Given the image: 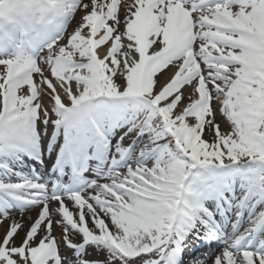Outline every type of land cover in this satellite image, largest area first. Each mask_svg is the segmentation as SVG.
Instances as JSON below:
<instances>
[{"label": "snow or ice", "instance_id": "snow-or-ice-1", "mask_svg": "<svg viewBox=\"0 0 264 264\" xmlns=\"http://www.w3.org/2000/svg\"><path fill=\"white\" fill-rule=\"evenodd\" d=\"M72 8L73 31L40 60L0 59V140L69 99L135 97L147 159L48 199L0 183L31 202L7 197L0 264H264V219L221 246L203 205L233 203L212 190L222 172L264 165V0H62L58 16Z\"/></svg>", "mask_w": 264, "mask_h": 264}, {"label": "rangeland", "instance_id": "rangeland-1", "mask_svg": "<svg viewBox=\"0 0 264 264\" xmlns=\"http://www.w3.org/2000/svg\"><path fill=\"white\" fill-rule=\"evenodd\" d=\"M74 11L75 9L72 8L69 11L61 12L59 16L56 17V20L52 23V25H41L31 19L18 21L13 24H0V59H28L32 61L40 60L44 52L46 51L47 46L56 39L57 35H59L62 39L65 30H67L68 32L73 31L76 22H78L80 18L77 14L73 19L72 13ZM17 23L21 24L22 27L20 28L19 26V28L22 31L25 30L26 33H28V40L32 44V47L37 50L36 52H30L25 44H23V42H25V39H21L22 35L18 34L19 28L15 30V28L18 27ZM43 33L47 34V38L39 40L42 36H44ZM38 34L43 35L40 38L37 37V40L39 41H35L34 36H37ZM14 35H17L19 37L16 38ZM11 45L13 46L12 48ZM3 70L4 66H0V72H2ZM34 79L38 78L34 75ZM83 102L88 103V108H82ZM83 102H81L80 104H76L74 101L69 99L64 102L63 107L53 105L55 106L56 110L61 111L58 115H56V130H52L48 135H46L43 133L42 127L38 128L36 129L38 133V139H43L46 143L47 141L50 143L51 139L56 138V142L54 143L52 148L54 149L55 153H59L60 151L62 153L64 149L63 129H72V132L77 131V136L85 138V134L84 136H81L80 132L85 130L88 131L89 129L83 124L89 122L88 116L90 114H96L100 122L104 124H108L111 122H115L116 125L118 124V128H116L113 132H109V135L114 134L120 140H128L127 144L125 145V150L127 149V147L131 148L133 147V144H136V146H134V150L132 151L141 153L142 146L144 147V145L140 144L139 141L142 137V134L145 132L147 118L144 117L143 119H141L143 109L140 106V101L138 98L95 95L91 96L88 100ZM53 110L56 111L54 108ZM27 121L28 117L25 118L23 124H25ZM26 132L27 131L25 130L24 135H26ZM28 137L30 140L35 138L31 135H28L26 138ZM98 137L101 138L99 133ZM21 139H25L24 136ZM84 149H86L89 153L91 151L89 148ZM125 153L126 152L123 151L122 154L117 157L116 161H119V159L123 160L125 157ZM108 161L109 159H107L105 162ZM126 168L127 164L125 163L121 166V168L111 170L110 174L112 175L114 172ZM233 173L238 174L241 179L243 176H245L246 180H241L244 185L242 190L239 191L240 193L235 195L237 200L231 199L233 203L229 204V208L225 205L224 209L227 213H229V211L231 212L229 216L230 223L237 222L234 219L237 212L243 214V219L240 218L242 220V223L240 224L239 228H241L244 224L245 227L248 228V226L254 221L259 223L261 219H264V211H262L264 210V183H262L261 180V177H264V165L253 162H242L241 164L232 166L229 170L222 172L220 174V178L224 179L225 182H230ZM228 179L229 181H227ZM225 182H223L222 184L224 185ZM212 190L217 191L214 187L213 182ZM242 193H247V195L244 196L243 199H240ZM6 197V193H0V204H2L1 201H8ZM237 201L239 202L237 203ZM220 204L222 205L223 202L220 201L219 205ZM204 207L206 208V206ZM210 229H214L215 232L219 234L218 237L216 234H214L212 243L224 246L223 242L221 243L220 240L223 239L224 241H227L228 238H222L220 230L217 228L215 229V226L213 227V222L210 226ZM261 234H264V229L261 230ZM213 240L215 241L213 242ZM230 242L231 241L227 242L226 244Z\"/></svg>", "mask_w": 264, "mask_h": 264}, {"label": "bare ground", "instance_id": "bare-ground-1", "mask_svg": "<svg viewBox=\"0 0 264 264\" xmlns=\"http://www.w3.org/2000/svg\"><path fill=\"white\" fill-rule=\"evenodd\" d=\"M51 79L54 80V77ZM83 102V101H82ZM88 103L83 102L82 108L87 107ZM53 108L56 110L55 106H51V110ZM54 111V110H53ZM52 111V112H53ZM61 111H54V119L49 122L46 126L42 125L39 121V119L36 116H29L28 121L23 124L24 131L26 130V135H24L25 139H17V140H0V183H11V184H17L14 181L17 179H20L21 177L17 174L18 173L16 169L24 171V172H32V171H39V174L42 176V179L45 181L44 184H42L44 188V198L48 199L50 196H66L70 192H73L74 186L69 183V180H71L70 177H67L65 181L61 182L63 183V188L60 192H53V186L50 185V181L53 178V176H56V167L55 162H59V160H52L51 154L45 157L46 152L48 150L49 144L45 142V140L40 139L39 142L41 143L39 146L37 144H34L33 141L36 142L38 139L37 135H35L36 132H34L36 129L41 128L43 129V133L48 135L49 132L52 130H56V115H58ZM93 121V120H92ZM94 122V121H93ZM35 123V130L32 128V124ZM102 130L107 131L105 140L103 141L105 146L103 147L100 145L98 137L96 134H94L92 131H85L84 134L87 135V140L83 144L85 148H89L92 152L91 160L95 161L98 158H101V160H107L109 159V162L114 161V164L116 163L117 157L122 154L123 151H125V157L123 160H120L114 167V169L121 168L122 165L125 163L127 164V167L130 163H142L141 155L139 152H133L134 146L136 144H133V147L128 148L125 150V145L127 144L128 140H120L117 136L114 134L109 135V132L115 131L116 128H118V124L115 125V122L104 124L103 126L97 121H95ZM58 126V125H57ZM28 135H31L33 137H37L36 140L32 139L30 140L29 137L26 138ZM55 142V141H54ZM82 143V139H79L77 141V144ZM54 144V143H53ZM33 145H36V152L40 157H43L42 159H36L35 156L30 153V148H32ZM132 146V145H131ZM99 147H102L103 152L100 151ZM136 148V147H135ZM142 151H145L144 159H147V152L142 146ZM133 152V153H132ZM45 159V162H44ZM52 162V163H51ZM50 163V164H49ZM43 164H49V165H43ZM110 168L108 167L106 171L104 170H98L92 172V178L88 179V181L85 183V186L90 184L93 180L97 179H103L106 177L111 176L110 174ZM64 172L60 171V175H62ZM59 175V176H60ZM22 176V175H21ZM30 179V178H28ZM241 180H246L245 176L242 177V179L238 176V174H232L230 182H225L224 179L220 178L218 180L213 181L214 187L217 191L220 189H224L223 195L226 197H229L230 199L237 200L236 196L239 191L242 190L244 183ZM229 181V179L227 180ZM225 182L223 185L222 183ZM18 184H24V183H18ZM20 194V190H16L14 193H6V196L9 195L13 196L14 202L15 195ZM235 196V197H234ZM6 199L8 200V198ZM234 197V198H233ZM8 202V201H7ZM1 201L2 204H0V212L4 210V207L10 206L9 202ZM219 198L215 200H208L205 199L203 201L204 206H208L209 204H212L216 208L215 215L217 216V219L213 221V227L215 226V229L220 230V234L222 235V238H228L227 241H224L223 239L220 240V242H223V245H226L227 242L232 241L234 237H236L238 234H240L243 230H245L247 227H245V224L239 228L240 224L242 223L243 214L235 215V221L236 223H230V211L227 213L224 209V206L219 205ZM30 206V205H29ZM228 208L230 205H226ZM16 210V209H15ZM17 211V210H16ZM208 215H212V213H208ZM241 218V219H240ZM222 221V223H221ZM237 224V225H236ZM211 226V225H210ZM217 233L214 231V234ZM214 236V235H213Z\"/></svg>", "mask_w": 264, "mask_h": 264}, {"label": "clouds", "instance_id": "clouds-1", "mask_svg": "<svg viewBox=\"0 0 264 264\" xmlns=\"http://www.w3.org/2000/svg\"><path fill=\"white\" fill-rule=\"evenodd\" d=\"M62 8V0H0V24L34 20L51 24Z\"/></svg>", "mask_w": 264, "mask_h": 264}]
</instances>
